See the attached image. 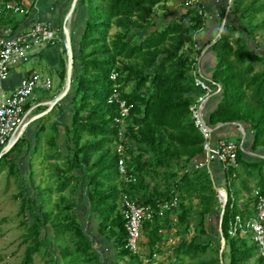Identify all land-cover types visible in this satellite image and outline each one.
Wrapping results in <instances>:
<instances>
[{
  "label": "trees",
  "instance_id": "obj_1",
  "mask_svg": "<svg viewBox=\"0 0 264 264\" xmlns=\"http://www.w3.org/2000/svg\"><path fill=\"white\" fill-rule=\"evenodd\" d=\"M168 1H78L76 13L80 12L83 21H77L79 29L71 34V91L37 120L35 142L28 141L22 151L24 158L38 152L51 121L53 153L48 158L64 164L53 165L56 189L62 194L60 211L46 209L52 189L37 190L32 199L21 188L16 199L21 200L19 216L26 230V248L20 264H35L39 255L49 257L47 264H104L75 211L78 190L87 196L89 218L97 221L99 235L115 250L112 264H143L155 253L166 254L164 239L174 228L181 240L167 251V261L161 264H223L225 257L228 264H264L249 236L228 234L235 216L248 219L254 215V191L259 189L264 195V158L239 150L240 168L227 172L219 162L211 165L212 173L189 163L195 157L204 159V138L190 108L206 95L193 72L198 58L202 64L206 55L202 52L209 45L213 64L209 73L201 71L210 79L206 84L213 92L217 90L213 83L221 90L209 99L216 102L212 110L205 108V120L212 128L227 123L213 135L227 131L237 136V143L242 136L232 123L241 124L247 133L244 149L264 155V43L256 40L264 31V0H232L229 12L227 0V7L218 13L219 32L227 17L224 28L216 40L208 42H200L198 37L207 21L202 3L155 28L156 8ZM144 32L148 34L142 37ZM61 76L65 80L66 59ZM115 92L132 105L122 123L117 122L119 106L109 102ZM29 108L30 104L25 111ZM65 109L70 115L67 120ZM221 139L229 140L227 136ZM22 140H26L24 136L19 142ZM19 142L0 158V174L8 172L9 180L17 182L23 180L16 155ZM115 144L121 149H114ZM2 149L0 146V152ZM184 156L188 161L183 165ZM120 159L135 177L133 183L120 174ZM216 167L224 172L223 182L214 173ZM29 168L33 184L30 163ZM216 187L226 190L223 207ZM67 191L71 198L63 195ZM124 195L139 206L156 207L174 196L179 199L175 208L145 220L141 242L145 253L133 254L127 247L121 209ZM222 211L219 234L226 243L223 252L215 245L210 223ZM64 240L70 245H59L54 253L55 245Z\"/></svg>",
  "mask_w": 264,
  "mask_h": 264
},
{
  "label": "built area",
  "instance_id": "obj_2",
  "mask_svg": "<svg viewBox=\"0 0 264 264\" xmlns=\"http://www.w3.org/2000/svg\"><path fill=\"white\" fill-rule=\"evenodd\" d=\"M37 0H13L6 2L1 13L20 14L25 12L24 5L35 3ZM188 7L196 6L203 0H184ZM58 42V30L49 23L39 22L26 33L17 34L10 28L5 34L0 35V146L5 147L20 132L27 119L25 107L37 99L36 92H47L53 87V81L49 76L39 72H34L30 76L22 78L19 83L10 91L4 90L1 85L7 82L13 69L19 67L43 51L50 45ZM201 58L197 59L194 68L196 84L206 90V95L200 97L190 110L194 123L204 138L203 149L204 159L193 164L194 168H206L212 173L211 165L219 162L224 172L230 169H239L238 153L244 149V142L237 143L232 140L220 139L215 145L212 143L213 130L204 116L206 102L209 98L220 92L221 88L213 92L212 87L206 84L209 78L203 75L200 68ZM112 79L117 80V73L112 74ZM112 104H117L121 117L117 120L122 123L128 116L132 105L122 99L118 92H115L109 100ZM37 109V105L32 110ZM119 172L128 183H133L135 177L128 172L124 159L119 161ZM226 191V190H225ZM227 194V193H226ZM222 207L225 205L224 198L218 196ZM255 207L254 215L244 219L240 215L235 216L230 221L228 234L231 237L238 235L249 236L256 245L259 255L264 260V195L259 189L254 191ZM179 199L174 196L170 201L156 207L151 205H137L127 196L121 199V209L125 218V228L127 231V247L133 254L145 253L142 242V227L146 219H151L156 213L163 215L165 211L175 208ZM158 209V212H157ZM169 253V252H168ZM160 255L155 253L152 257L144 259L143 264H161Z\"/></svg>",
  "mask_w": 264,
  "mask_h": 264
},
{
  "label": "rangeland",
  "instance_id": "obj_3",
  "mask_svg": "<svg viewBox=\"0 0 264 264\" xmlns=\"http://www.w3.org/2000/svg\"><path fill=\"white\" fill-rule=\"evenodd\" d=\"M187 9L188 5L184 0H169L163 5L158 6L156 8V13L154 16L155 28L166 23L172 18L181 16L186 12ZM217 18L219 19V16ZM218 19L217 21H219ZM135 32L136 31H133V33ZM219 33V31L215 33V40L219 37ZM147 34L148 32H144L141 36L145 37ZM256 40L264 43V31L257 34ZM252 46H256V44L252 42ZM53 79L55 80L54 76ZM62 82L64 88L65 80L62 79ZM45 94V92L41 91L36 92L37 99L34 101V103ZM46 109L47 107H44L34 111L31 115L27 116L26 121L29 118L42 113ZM28 111L29 110H27L26 113ZM39 124L40 122L35 121L26 129L23 134L24 139L26 140H22L21 142H19V145L17 147L18 152L16 153V155H18L19 158V165L22 171L23 180L21 182H17L15 178H11L9 180L8 172L0 174V264H20L26 248V244L24 243V235L26 234V230L21 224L23 218L19 216L21 200L16 199V196L20 193L21 188H23L24 193L32 197V199L36 198L37 190L41 191L47 188L52 189V194L50 197H48L49 203L46 209L48 211H53L54 213H58L60 211L58 205L61 203L62 194H59L56 189L58 181L53 176V165L58 164L62 167L64 164L63 162L56 163L52 160H49L48 158V156L53 153V150L49 144L50 137L52 136V134L50 133L51 121L46 124L47 132L42 138L40 147L38 148V152L32 154L28 158H24V154H22L25 150L24 148L27 146L28 141H31L32 143L35 142L33 136ZM227 138L235 142L237 141V136L231 133H228ZM59 145L63 150L62 140H60ZM114 147V149H121L119 144H115ZM245 151L247 152L246 154H248L249 156H253L254 158H264V155L255 154L249 149H246ZM187 161V156L182 157L183 165L186 164ZM200 161L201 157L199 156L193 158L189 163L193 165L194 163ZM29 163L32 165L33 184H31V181H29ZM63 195L67 198L72 197L69 191H67ZM76 200L77 206L75 208V211L77 212L80 221L83 223L84 229L92 239L95 248L101 253V259L104 264H112L111 261L115 260V256L112 254V250L109 248V244H107L110 242L107 240V238L99 235L97 231V221L93 218H89V205L87 196L84 195L81 190H78ZM221 216L222 212L215 213L213 218L210 220V223L211 231L213 232V235H215L213 238L215 241V245L217 247H220L221 251L223 252L226 247V243L219 234ZM49 239H52V231H50ZM180 240L181 238L176 236L175 228L170 233H167L166 238L164 239L166 254L160 255V260L162 262L167 261V256H169L167 251H171L180 242ZM142 241H144V238H142ZM59 245L68 246L70 245V242L69 240H64L61 243L56 244L54 247V253L58 252ZM48 259L49 257H46L44 259L41 255H39L36 257L35 264H47L46 261ZM223 264H228L227 257H225V259L223 260Z\"/></svg>",
  "mask_w": 264,
  "mask_h": 264
},
{
  "label": "crops",
  "instance_id": "obj_4",
  "mask_svg": "<svg viewBox=\"0 0 264 264\" xmlns=\"http://www.w3.org/2000/svg\"><path fill=\"white\" fill-rule=\"evenodd\" d=\"M10 1L13 0H0V35L5 34L7 29L10 28L17 34L26 33L34 26V24L39 22L49 23L58 30V42L55 45L48 46L46 49L33 56L29 62L13 69L10 79L1 85L4 90L10 91L22 78L30 76L34 72H39L43 75L49 76L53 81V87L55 86V89L52 87L51 90L45 92L46 94L40 97L38 101L30 103L27 115H31L34 111L44 108L41 103H46L54 99L64 89L61 78L62 61L66 59L67 62L65 54L64 27L67 15L74 0H37L35 3L25 4V12L23 13H1L4 4ZM203 6L208 18L206 21V27L200 34H198V37L200 42H208L212 39L214 41V35L218 31L219 26L217 21L218 13L227 7V0H203ZM70 21V30L72 34L73 30L75 32L78 31L80 24L77 21H83V17H80V12L76 13L75 9ZM210 46L211 45L204 48L202 56L205 53L206 55L202 59V64L200 63V68L207 73L210 72L213 64V55L211 52H208ZM53 76L55 77V80L53 79ZM209 99L206 102L205 108L212 110L216 101ZM35 105L40 106H38L37 109L32 110ZM65 110L66 112L63 114V117L67 120L70 115L68 109ZM55 118H57V116ZM227 134V131H223L219 135H213L212 143L215 145L221 137L227 136ZM59 143L60 139L58 140V144ZM214 173L218 179L222 180V182L224 181V172L220 167H216L214 169ZM109 248L115 256V250L110 244Z\"/></svg>",
  "mask_w": 264,
  "mask_h": 264
},
{
  "label": "water",
  "instance_id": "obj_5",
  "mask_svg": "<svg viewBox=\"0 0 264 264\" xmlns=\"http://www.w3.org/2000/svg\"><path fill=\"white\" fill-rule=\"evenodd\" d=\"M77 2L78 0H74L72 7L67 15V19L65 22V27H64V40H65V50H66V58H67V62H66V78H65V85H64V89L62 90V92L56 96L54 99L46 102V103H41L42 106L47 107V109L45 111H43L42 113L35 115L31 118H29L25 124L22 126L20 132L18 133V135L12 139L5 147H3V149L0 152V158L3 157L4 155H6L7 153H9L12 148L19 142V140L23 137L24 132L26 131V129L35 121L41 119L42 117L48 115L58 104H60L66 97L67 95L70 93L71 88H72V82H73V73H74V50H73V45H72V36H71V30H70V19L76 9L77 6ZM231 4H232V0H229V6H228V11H230L231 8ZM227 21V17L224 19L221 29H220V33L222 32L224 25ZM219 33V36H220ZM40 106V105H38ZM37 106V107H38ZM28 116V115H27ZM233 125H236L238 127V130L242 136V141L244 142L246 140V130L245 128L239 124V123H232ZM226 124H221L219 125L217 128L219 127H223L226 126ZM213 131H215L216 129H212ZM216 191L218 196H222V198H224L225 204L227 201V194L226 191L223 187H216ZM223 214V211H222ZM222 218V216H221ZM221 221V219H220Z\"/></svg>",
  "mask_w": 264,
  "mask_h": 264
}]
</instances>
